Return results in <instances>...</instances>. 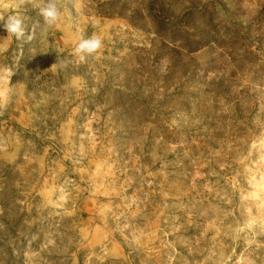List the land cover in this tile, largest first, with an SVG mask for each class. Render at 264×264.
I'll return each mask as SVG.
<instances>
[{
    "label": "rangeland",
    "instance_id": "374dc122",
    "mask_svg": "<svg viewBox=\"0 0 264 264\" xmlns=\"http://www.w3.org/2000/svg\"><path fill=\"white\" fill-rule=\"evenodd\" d=\"M168 1L0 0V264H264V0Z\"/></svg>",
    "mask_w": 264,
    "mask_h": 264
},
{
    "label": "clouds",
    "instance_id": "9594fccd",
    "mask_svg": "<svg viewBox=\"0 0 264 264\" xmlns=\"http://www.w3.org/2000/svg\"><path fill=\"white\" fill-rule=\"evenodd\" d=\"M19 2L23 4L25 0H19ZM5 11L0 10V26L6 30L7 35L14 37L17 41H30L33 36L27 32V25L23 16L18 14L5 15ZM39 15L43 18V24L46 27L52 28L56 26L62 16L58 0H46L39 7ZM102 47L103 40L99 35L94 34L90 37L81 36L73 49V55L83 62L96 54ZM54 66L55 63L51 67ZM11 75V72L0 70V107H3L9 98V92L4 90V85L9 82Z\"/></svg>",
    "mask_w": 264,
    "mask_h": 264
},
{
    "label": "trees",
    "instance_id": "16d2710c",
    "mask_svg": "<svg viewBox=\"0 0 264 264\" xmlns=\"http://www.w3.org/2000/svg\"><path fill=\"white\" fill-rule=\"evenodd\" d=\"M92 5L88 8L96 14L104 17L120 16L126 19L135 15L150 17L155 23L169 21L173 15L168 0H140L137 7L122 3L123 0H88ZM137 2V0L135 1Z\"/></svg>",
    "mask_w": 264,
    "mask_h": 264
}]
</instances>
